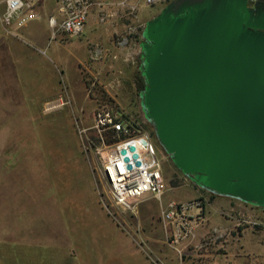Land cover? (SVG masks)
Segmentation results:
<instances>
[{"label":"rangeland","instance_id":"obj_1","mask_svg":"<svg viewBox=\"0 0 264 264\" xmlns=\"http://www.w3.org/2000/svg\"><path fill=\"white\" fill-rule=\"evenodd\" d=\"M96 1L109 17L127 15L120 8L123 0ZM124 1L135 9L130 14L132 21H123L136 26V35L141 36L145 22L172 0L154 5L144 0ZM34 7L42 10L38 18H31L12 34L0 28V50L6 49L8 54L9 83L6 98H2L7 103L0 104V209L9 213V223L34 226L38 231L39 247L29 255L39 256L40 264H208L199 255L203 248H194L192 243L178 252L181 244L171 242L172 226L160 217L168 201H190L185 199L194 194L192 188L206 192L191 184L154 139L150 138L167 189L157 198L143 194L134 201L133 212L110 207L104 198L97 177L103 146L92 129L93 111L97 105L109 103L138 119L142 110L137 84L140 72L135 66L91 72L83 67L82 59L64 69L51 52L55 41L66 45L72 41L71 51L80 56L85 54L84 35L55 32L52 37L48 18L55 15L54 0H40ZM109 60L117 62L118 57ZM57 102L59 105L50 108ZM142 128L154 130L149 121ZM109 141L104 137L105 143ZM246 204L255 213H237L247 220L242 226L258 232L264 228V210ZM219 222L213 214L208 226ZM254 237L256 233H249L246 238L251 246L249 256L257 246L249 243ZM235 249L230 246L228 253ZM217 250L224 251L222 246Z\"/></svg>","mask_w":264,"mask_h":264},{"label":"water","instance_id":"obj_2","mask_svg":"<svg viewBox=\"0 0 264 264\" xmlns=\"http://www.w3.org/2000/svg\"><path fill=\"white\" fill-rule=\"evenodd\" d=\"M141 37V109L173 164L264 206V1L172 0Z\"/></svg>","mask_w":264,"mask_h":264},{"label":"built area","instance_id":"obj_3","mask_svg":"<svg viewBox=\"0 0 264 264\" xmlns=\"http://www.w3.org/2000/svg\"><path fill=\"white\" fill-rule=\"evenodd\" d=\"M39 1L0 0V28L5 33L12 34L15 29L35 17L32 9ZM165 1L167 0H144V3L154 5ZM257 1L259 0H246V3L251 6ZM120 8L126 9L127 16H130L135 6L123 0L120 2ZM94 9L97 10V18L100 22L105 21L110 15L103 10V4L96 0H54L55 15L48 18L52 37L55 32L69 35L79 34ZM132 27L128 26L130 30L128 34L132 33ZM126 42L127 37H124L118 39L115 44L117 47H123ZM101 52L100 48L89 47L87 54L94 59L100 58ZM137 55L138 66L141 68V51ZM112 58H116V55L112 54ZM145 121L148 120L142 110L137 119V117L129 116L117 105L109 103L99 104L93 111L92 129L103 146L99 153L100 164L97 168V177L102 184L104 198L110 207L133 212L134 201L141 198L143 194L148 193L157 198L167 189L156 148L148 132L142 128ZM104 137H108L110 141L105 143ZM141 138L145 140V145L140 142ZM130 144L133 145V150L128 149ZM121 149H124V153L120 152ZM133 153L136 154L134 158ZM135 160L138 161L137 165ZM185 177H188L192 185L206 193L198 194L196 198L187 202L168 201L161 210L160 217L164 223L172 226L171 242L185 241L188 245L195 236L196 228L204 224L203 205L207 201V195L217 193L195 184L189 176L185 175ZM103 206L108 212L107 205L103 204ZM189 210L193 212L190 213ZM246 221L241 216L236 224L241 225ZM222 234L214 228L192 246L202 248ZM182 250L183 247L177 249L178 252Z\"/></svg>","mask_w":264,"mask_h":264},{"label":"crops","instance_id":"obj_4","mask_svg":"<svg viewBox=\"0 0 264 264\" xmlns=\"http://www.w3.org/2000/svg\"><path fill=\"white\" fill-rule=\"evenodd\" d=\"M39 8L42 9L41 5ZM39 8L33 7L32 9L37 18L42 13V10ZM95 11L96 9L92 10L81 31L85 39V54L81 52L80 56H77L73 53L71 51V46L74 44L72 41L71 43H68L71 45L61 44L60 42L55 41V45L51 51L55 62L65 69L73 60L82 59L83 67L91 72H104L112 66L117 67V69L120 67L133 69L135 66V68H137L136 70L139 71L140 66H138V63H134L135 60H138L136 55L137 52L140 53L139 44L142 37L140 35L138 36V34L136 35V26H133L132 33L128 34L130 31L128 29L130 23L128 24L123 21V18H129L128 20L132 21V17H127L126 15V17L121 18V15H112L107 17L105 21L100 22L98 21ZM114 32L118 33L121 38L128 36V43L123 47H117L115 40L118 39L119 35H113ZM89 47L100 48L102 50L100 58L91 59L87 54ZM5 50L6 49L2 51L0 50V104L7 103V100L2 101V98H6V92L8 89L6 87L9 86L6 66L8 54ZM114 52H116V54ZM112 53L118 57L117 62L109 60ZM84 55H86V58ZM101 57H103L102 60H100ZM15 104L17 105L16 102ZM0 119H2V116H0ZM1 158L2 157L0 156V160ZM192 190L194 194L185 200H191L198 196V194L202 193H197L198 190L196 188H192ZM246 203L247 202L229 195H207V201L203 205L204 224L201 227L196 228L195 236L190 242L192 244H197L203 235L208 234L214 228L223 234L219 238L209 241L206 246L202 247L203 249L199 253V255H202L203 257L201 260L207 261L208 264H252L253 262H256V260L264 261V228L258 232H252L249 225L242 226V224H236L242 216L238 214H243L245 216L249 213L248 216H250V214L255 213L253 212V209L246 207ZM261 207L264 210V206ZM189 212L191 213L193 210H189ZM213 214L217 215L221 222L208 226L209 220L213 217ZM8 215L9 213L6 209H0V264H40L41 260L39 256L29 255L30 252L33 253V248L37 250L39 247L40 241L37 233L38 231H34V226L9 223L6 218ZM249 233H256L257 235V237H254L255 241L253 239L249 240L250 245H257L255 249H252V256L247 254L249 252L248 249L251 251V246H249L248 241H246ZM180 244L181 247L185 248V241H181ZM219 246H222L224 249L221 253L217 250ZM230 246L236 247V249L229 254L228 249ZM26 251L28 253L27 256H25ZM244 258L247 260L245 261ZM43 262L44 264H48V262Z\"/></svg>","mask_w":264,"mask_h":264},{"label":"flooded vegetation","instance_id":"obj_5","mask_svg":"<svg viewBox=\"0 0 264 264\" xmlns=\"http://www.w3.org/2000/svg\"><path fill=\"white\" fill-rule=\"evenodd\" d=\"M259 2H261V1L259 0ZM139 72H140V70H139ZM143 86H144V83L140 82V85H139V90H140V91L142 90ZM139 97H140V95H139ZM148 121H149V120H148ZM149 123L152 124L151 121H149ZM152 126H153V124H152ZM153 129H154V126H153ZM148 135H149V137H150L151 139H154V140L156 141V143H157L158 146L162 147L161 144L159 143V141L157 140V137H156V135H155V131H154V130L148 132ZM257 206H258V205H257Z\"/></svg>","mask_w":264,"mask_h":264},{"label":"trees","instance_id":"obj_6","mask_svg":"<svg viewBox=\"0 0 264 264\" xmlns=\"http://www.w3.org/2000/svg\"><path fill=\"white\" fill-rule=\"evenodd\" d=\"M140 82L144 83L143 77L138 73L137 75V84L140 85Z\"/></svg>","mask_w":264,"mask_h":264},{"label":"bare ground","instance_id":"obj_7","mask_svg":"<svg viewBox=\"0 0 264 264\" xmlns=\"http://www.w3.org/2000/svg\"><path fill=\"white\" fill-rule=\"evenodd\" d=\"M58 104H54V105H52L50 108H52V107H55V106H57V105H59V102H57ZM135 143L137 144V141H135Z\"/></svg>","mask_w":264,"mask_h":264}]
</instances>
